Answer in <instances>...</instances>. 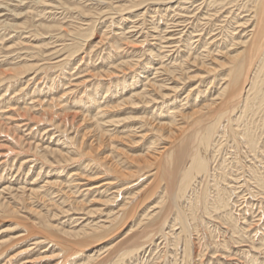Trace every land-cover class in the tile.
<instances>
[{"label": "bare ground", "instance_id": "1", "mask_svg": "<svg viewBox=\"0 0 264 264\" xmlns=\"http://www.w3.org/2000/svg\"><path fill=\"white\" fill-rule=\"evenodd\" d=\"M53 1H52V3H53ZM115 1H117V0H115ZM149 1H153V0H149ZM149 1H147V2H149ZM156 1H159V0H156ZM169 1H171V2H169ZM205 1L207 3V0H205ZM210 1H213V3H215L214 0H210ZM234 1H236V0H233V2ZM251 1L254 3V6L251 8V11L249 10L250 11V15H249L250 17L248 16V19L243 20L244 16H242V17L238 16L240 14L239 13L240 11L238 12L239 14H235L236 16H234L233 18H234V23L236 25L232 30H230V28H228L226 34L225 33L222 34L223 35V37L221 36L222 39L224 38L225 35L227 36V38H225L223 41L222 40L219 41L222 44L219 45V46H221L220 48H217V49H219L217 52H215L213 49L211 51H208L205 49L206 52L208 51V54L205 55V54H202L203 52H198V50H199V48H197L198 46L197 47L194 46L196 49L192 46L196 50L194 52L199 53V54L193 55L194 52L191 48V44L189 43V39H190L189 35L191 33L193 34V29H192V31H189L190 30L189 29L188 33L183 31V33L184 34L186 33L187 36L184 39L182 38L183 39L182 40L181 37H183V33H182V35L180 34L181 36H179V34H178V36L174 37L173 31H177V30H174V28H173V30H170V29H172L171 28L172 26L170 27V29L168 27H163V28L159 27L160 29H158V28L153 26V22H152V18H151V19H149L151 22L149 21V23H148L151 25V26L149 25V28H148L149 34L146 35L143 33L145 37L150 36V37H152V40H153V41L150 40L152 42V43L150 42L152 44V47H148L146 50L143 51L147 56V60L145 61V63L142 64V60L138 59L139 56L135 61L134 60H128V58L122 59L124 56L123 52L125 49H121L122 48L121 43L125 42L126 46L127 45L131 46L133 43L140 45V46H143V45H146L145 42H148L147 38L145 39L144 37H143L144 39H141L139 41L140 34L135 36L136 34H138L135 32L136 31L138 32L139 27H141L142 24H141V22L139 23L138 26L134 23L131 24L132 20L129 17L128 19H130L131 22L127 25L128 26L133 25V24L134 25L131 28H129L128 32H126L127 26L126 25H125L126 27L122 26L123 24H126V23L122 22L123 24H121V26L119 25V23L121 22V20H120V21H118V26H120V27H118L116 24L115 26H117L116 27L117 29H115L113 31L114 34L117 35L116 36L117 39L114 40L115 37H113L114 39H112L110 36L106 37L105 41L108 42V44L110 45V48L108 47V49H110V50L109 51L107 50L108 54H107V51L104 49L106 51V53L103 55V53L100 51V48H99V51H100L99 55H101L100 58L102 59V62H103L99 67H97L96 63L90 61L91 52L88 51V49L86 50L85 54H86L87 59H89V60L88 61L85 60V62H83L84 57H82L81 60H79V61L83 62V65L85 63V65H86L85 67H87V69L91 67V70L86 71L83 68V65H81L82 63L76 64L77 59L74 62H72L71 59L75 55V54H73V52L76 50L74 48L75 50L72 52V54H73L72 57H70L71 56L70 54L66 55V57H65V55H64L65 53H64L63 54L64 60L56 61V62L53 61L55 64L58 65V67H61V69L63 70L62 75L58 74L59 77L62 76V77L58 78V80L61 79L60 80L61 82L55 81V79H53L52 78L53 76H52L51 77L52 79L48 77L50 81L48 80L46 83L45 82L41 83L42 81L41 82L37 81L35 76H34L31 79L27 78V79H29V80H27V85H22L21 83H19L20 81L17 84H13V86L10 87V88H12L10 90V91H12V93H10L8 95V97H7L8 88H7V91H5V90H4L5 92L3 91L4 94L0 93V94H2V95H0V99H2L0 101V114L2 113L1 114L2 116L0 115V133H3V134L6 133L8 135L9 134L12 135V139H10L11 142H8V143L6 141H4L6 143L1 142V144H0V157L6 155L5 154L6 152H4L5 149L15 151V148L17 149L18 147H20L18 145H21V144L24 146H27L28 149L33 152V155L30 153L32 156L29 159L23 160L20 164H18V166H14V165L11 166L7 174H9L13 171V175L11 177H14V174H17L18 172L22 171L24 173H27L26 176L28 177L31 174L30 170L35 166L34 162L35 161L37 162L39 159L46 162V164L47 163L52 164V165L57 164L54 167H56V170L59 171V173L61 171L60 174H62V175H63V173H65V170L67 171V173H65L66 175L64 174L66 176L64 179H62V178H61V180L57 179V178L63 177L62 175L61 176L59 175L60 177H57L56 179H53V178L51 179V177H50L49 179H45L44 180L45 183H42V185H38L39 183L41 184L40 181L38 184H36V181H38V179H39L37 177L39 175L44 176L43 173L45 171H43L42 166L40 167V170L38 171V173H36L38 176L36 177L35 180H32L31 178H29L32 180V182H30L29 184H26L27 178L24 179L22 184H20L21 182L16 183L14 181L15 180L14 178L9 180V182H4L5 180H3V179H2L3 181L2 180L0 181V222L4 219H8V218H16V220H18V218H20L19 220H22L21 221L22 223L20 222L21 223L20 225H18L17 223L16 224L12 223V224H9V226H7V227L0 228V261H1V258L3 256H6L7 258H9L8 260L7 259L6 260L7 261L10 260L9 261L10 263L8 262L9 264H51L53 262V260L55 261L57 258H60V257H63L62 258L63 260L61 261V263L65 262L64 264H68L69 262L71 263L72 260L74 262L77 261L75 264H77V263H79V264H82V263L83 264H96L97 260L100 261L99 263H101V264H126V263L127 264H191V262L195 259V257H198V256H195L196 254L194 255V253L197 252L195 247H194V242H193L194 235L197 232L198 233L200 232L201 234L206 233L202 230L203 226L199 225V223H198L199 220H201V222H203L206 219H209L207 215H209V217L215 219V224H216L215 226L206 227L207 230H210L209 232L211 234L213 233V235H214V233H216L217 231L222 229V228L221 229L219 228V226H221V224H224L226 226L229 225L233 230H240V225H238L236 220H240L241 218L237 217V215H236V211H235L236 209L234 208V206L236 207L235 199L233 198V195L235 194L236 189L234 190V187L232 188L229 186L230 182H237V180L235 179L237 177H232L231 180L228 181L229 170L233 168L230 165H228L230 163V160L226 159L228 156L224 157L225 159L223 158V156H225V155L222 156L224 164H222L221 168L223 170H225L227 166H230V167H228V170L226 173L225 171L222 172V170H219L220 164L217 163L218 161L216 162L217 164L214 165L215 158L219 157V156H217L218 154L216 155L214 153H211L210 149H213L212 152H215L214 150L216 148L218 149V146L220 148L221 145L226 140L229 141V143H230V141L233 142V144L235 145V148H236V149L234 148L236 150V153H238L237 152L238 147H243L244 144H249L248 146H250L251 148L252 147L255 148L260 143L259 130H261V132L264 133V0H251ZM20 2H21V4L24 3L23 0H20L19 3ZM39 2H41L42 6L44 5V3H46L45 0L44 1L39 0ZM198 2H196V3H198ZM217 2H218V0H217ZM247 2L249 3V0ZM247 2H246V4H248ZM56 3H57V7H58L59 2L56 1ZM105 3H106V1H105ZM134 3H133V5H135V6H133V7H135V8L137 6H141L142 4H144V3H142L140 5V2H139V5L136 6V4H134ZM156 3H158V2H156ZM161 3H160V5L162 6ZM170 3L174 4V2H172V0H168L166 5L167 4L170 5ZM226 3H228V0ZM226 3H224V4H226ZM1 4H0V12L3 9L4 10L8 9V6H6L8 4H6V5H1ZM146 4H148V3H146ZM176 4L173 6H176ZM236 4L238 5L239 2H237ZM169 5H167V6H169ZM192 5H194V4H192ZM202 5H203V2L201 4H199V8ZM220 5H221V2H220ZM16 6H18V5H16ZM154 6H156V5H154ZM173 6H172V8H173L172 10L176 11L175 13H177V11H179L180 9L174 10L175 8ZM195 6H197V5H195ZM222 6H223V4H222ZM241 6L243 7V4ZM105 7H106V5H105ZM183 7H185L184 3L182 4V8ZM209 7H210V5H209ZM245 7H246V5H245ZM43 8H44V6H43ZM107 8H108V6H107ZM165 8H166V6H165ZM64 9H66V7ZM141 9H139V10H141ZM145 9L146 10L145 11L143 10L142 15L147 14L149 12L148 9H150V8L146 7ZM188 9L190 10V8H188ZM208 9H207V11H208ZM8 11H10V9H8ZM137 12H139L138 9H137ZM140 12L138 13L139 15H140ZM158 12H159V10H158ZM162 12H164V11H162ZM25 13H27V11ZM48 13H49V11H48ZM50 13L52 14L51 11H50ZM79 13L80 12H78V14ZM149 13L151 14V12H149ZM178 13L175 15H178ZM182 13H183V11H182ZM212 13L215 14L214 12H212ZM82 14H83V11H82ZM109 14L111 15V13H109ZM200 14H203V13H200ZM206 14L209 15L206 12L205 14H203V16L206 17L207 16ZM20 15H21V13H15V18H16V16H20ZM23 15H25V14H23ZM134 15H135V13H133V16ZM159 15L160 14H158V16ZM162 15H164V14H161V16ZM183 15H184V13H183ZM183 15H182V17H183ZM187 15H189V14H187ZM233 15L234 14L232 13L231 16H233ZM4 16H2V17H4ZM54 16H56V15H54ZM87 16H89V15H87ZM133 16H132V18L135 19V16L134 17ZM226 16H227V14H226ZM245 16H246V14H245ZM81 17L84 18V16H81ZM182 17L179 18V20L177 19L176 20L177 22L172 21L174 23V27H176V26L179 27L182 24V23H180V19H182ZM137 18H138V16H137ZM156 18L154 17L153 20H156ZM183 18H187V17H183ZM200 18H203V17H200ZM211 18H209V19L207 18V19L210 20ZM220 18H222V17H220ZM230 18L232 19V17H230ZM169 19H170V17H169ZM212 19H215V18H212ZM110 20H112V19H110ZM113 20L112 21L115 24V19H113ZM137 20H140V19H137ZM157 20H159V19H157ZM160 20H163L162 23L166 25V22H165V21H167L166 16L161 17ZM186 20H184V21H186ZM25 21H26V19H25ZM112 21H110V22H112ZM144 21H142L143 25H144ZM147 21H148V19H147ZM170 21H168V22H170ZM203 21H205V20H203ZM76 22H78V21H76ZM182 22H183V20H182ZM197 22H200V21L197 20ZM226 22H225V26L227 28L228 25H226L227 24ZM113 23H112V25H113ZM214 23L215 22H213V24ZM0 24L2 26L7 27V28H14L15 27V24L10 22L9 20L7 21V19L6 20L0 19ZM159 24L161 25L160 22H159ZM189 24H190V22H189ZM147 25H146V27H147ZM206 25H204V26H206ZM220 25H222V24H220ZM229 25H230L229 27H233V22H232V24H229ZM38 26H41L43 28L45 26V28H47L48 30H50L49 28H54V27L43 25L42 23L36 24L37 28H38ZM193 26H195V25H193ZM213 26H216V25L214 24ZM103 27H105V26H103ZM144 28H142V29L144 30ZM88 29H90V28H88ZM200 29H201V27H200ZM80 30H81V28H80ZM83 30H87V29L84 28ZM145 30H147V29H145ZM182 30H183V28H182ZM212 30H214V29H212ZM212 30L209 32H212ZM245 30H246V32L243 33ZM225 31H226V29H225ZM68 32H66V35H68L67 34ZM70 32L72 33V31H70ZM78 32H80V31H78ZM220 32H223V31H220ZM126 33H131V35L129 34L130 36L128 35L129 37H127V35H125ZM74 34H75V32H74ZM76 34H77V32H76ZM76 34L74 36H76ZM66 35L63 34L62 38H65L64 36H66ZM206 35H208V34L206 33ZM220 35H221V33H220ZM9 36L10 35H8V37ZM91 36H92V34L90 35V37ZM198 36H199V34H198ZM201 37H203V36H201ZM80 38L82 39V37H80ZM57 39H58V41L61 40V39L59 40V38H57ZM203 39H204V37H203ZM12 40H13V38H12ZM19 40H21V39H19ZM74 40L69 39V41H74ZM121 40H122V42H121ZM206 40H208V39H206ZM210 40H211V38H210ZM217 40H219V39H217ZM105 41H103V42L105 43ZM197 41H198V43L200 42V44H198V45H200L201 47L206 46L207 42L200 41V39H197ZM15 42H16V40H15ZM15 42H14V44H15ZM21 42H22V40H21ZM61 42H58V43H61ZM100 42H102V41H100ZM119 42H121V43H119ZM11 43H9V44H11ZM194 43H197V42H194ZM65 44H67V43H65ZM79 44H81V43H79ZM189 44H190V53L188 52ZM54 45H55V41H54ZM194 45H197V44H194ZM17 46H19V45H17ZM73 47H71V48H73ZM131 47L135 48V46H131ZM179 47L182 49L181 53H180V51H177V49ZM208 47H211V46H208ZM212 47H213V45H212ZM34 48H38V47H33L32 49L34 50ZM125 48H127V47H125ZM1 49L2 48H0V50ZM16 49H18V48H16ZM38 49L41 50V48H38ZM48 49H51V48H48ZM52 49H53V47H52ZM52 49H51V51H49L50 53L53 51ZM91 49H94V48H91ZM43 50H44V48H43ZM58 50H55V53L59 52ZM63 50H64V48H63ZM139 50H141V48ZM12 51H13V49H12ZM175 51L179 52L180 54L177 53L175 56V53H176ZM9 52H10V50H9ZM38 52H40V51H38ZM125 52H127V51H125ZM132 52H133V50H132ZM135 52H133V53H135ZM76 53H78V52L76 51ZM130 53H131V51H130ZM11 54H12V52H11ZM30 54H32V53H30ZM47 54H48V52H47ZM40 55H42V54L40 53ZM0 56H2V52H1ZM17 56L19 57V55H17ZM28 56H29V54H28ZM6 57H8V56H6ZM44 57H45L44 55H42L41 57L39 56L41 61L43 59H45ZM59 58H61V57H59ZM114 58L116 60H114ZM219 58L220 59L223 58V60H220ZM56 59L59 60L58 58H56ZM117 59H120V60L117 61ZM2 60H4V59H2ZM11 60H13V58ZM22 60H23V58H22ZM32 61H30V62L27 61V62H25V64L22 63L23 65L20 63L22 66L14 67V69L12 70V74L18 73L17 74L18 78L20 76L21 77L20 79H25L24 77L26 74H28V73L32 74L33 71L35 73H37L38 71L40 72V71H42L43 67H45L47 65V64L45 65V63H44V65L40 64L41 61L31 63ZM45 61L46 60H44V62ZM3 62H5V61H3ZM61 62H63V63H61ZM10 63H11V61H10ZM109 64H111V65H109ZM8 65L10 66L11 64L8 63ZM49 66H52V65H49ZM62 66H63V68H62ZM4 67H6V65ZM54 67L56 68V65ZM194 67H195V69H192ZM55 70H57V69H55ZM126 70L127 71L129 70L131 72L127 73ZM192 70H193V72H194V70L195 71L198 70V74L197 75H194V74L190 75V72ZM8 71H7V69L0 70V82L5 81L4 79H7V78H9L8 76H11V75H8V74H10V72H8ZM49 71H50V69H49ZM51 71H53V70H51ZM60 72H61V70H60ZM47 73L49 74V72H47ZM53 73H54V71H53ZM53 73L51 75H54ZM89 73H91V75L95 79L100 80V82L103 81V86L105 88V92L103 91L104 92L103 95L101 92V98L97 97L96 94H94L95 96L92 95L93 92H91L92 90L90 89V87L88 85L86 86V90H84V91L82 90V88L84 89V85H85L84 83L87 84L88 80H86V79L85 80H79V79L83 78L84 76H86ZM120 73L124 74V75H122V77H120V75H119ZM31 74H30V76H33ZM48 74H46V75H48ZM126 74H130L131 76L130 77L128 76L129 78H127ZM222 75H224V77H221ZM205 76L206 77L208 76V79L211 78V80H209V81L205 80V82H203V83L201 82L199 84V85L202 84L201 86L194 85V82L196 83V81H195L196 78L200 79V77H205ZM27 77H28V75H27ZM206 77H205V79H206ZM62 78H64V79H62ZM89 78H91V77H89ZM199 79H197V80H199ZM220 79L223 82V84L221 83L222 85L220 87H218V92L216 94L215 90H217V88L215 87L214 92H212L211 88L213 87L215 80H220ZM40 80H42V79H40ZM192 81H194V82L192 83ZM201 81H203V80H201ZM13 82H15V81H13ZM209 82H211L210 86L207 87L206 89H204V86H205L204 84L209 83ZM94 83L96 85V82H94ZM137 83L142 84V86H141L142 89L137 90L138 86H136L137 88L135 89V84H137ZM174 83H177L176 85H178V83H180L181 85L185 84V83H190L188 85V87H190L189 89L186 87L187 85L185 86L188 90L183 86L185 88L184 90H187L186 95H185L186 98H184V99L180 98L181 100L175 101L174 98H176V96L178 95L179 92L181 93V90L183 89V87L182 86L178 87L179 85L174 86L173 85ZM23 84H25V83H23ZM89 84L91 86L92 83L90 82ZM215 84H214V86H215ZM119 86L122 87L123 91H120V90H122L121 88H120V90L116 89ZM18 87H20V88H18ZM127 87H129L130 89H135V90L131 91V93L128 94V92H127L128 90L126 89ZM4 88L6 89V87H4ZM125 91H126V93H125ZM79 92H83L81 96L79 95L80 94ZM87 94H89V95H87ZM196 94H197V96H196ZM10 95H11V97H10ZM19 95L21 98L14 99L15 97H17ZM97 95L99 96V93ZM156 95L159 96L162 99L161 101H164V102H158V97L157 98L154 97ZM70 96H72V97H70ZM88 96L90 99L88 98ZM194 96H196L198 98L200 97L201 102L194 105L195 104L194 99L192 100L193 102L190 101V98H192ZM86 98L89 99V101L88 100L87 101L89 104H91L90 105L91 107L87 108V105H83L82 101H85ZM108 98H109V100H108ZM3 99L5 101H3ZM27 100H30V102H26ZM179 101H181V102L185 101V102H183L182 104L180 102V104H179ZM189 101L191 103V105L189 107L190 110H188L187 112H183L182 109L180 108V106H182L183 108H186L185 106H187ZM170 102H171V104H169ZM175 102H178V105L177 104L175 105L174 104ZM28 103H37L34 106L39 107L38 108L39 110L37 113H38V115H40V117L39 116L33 117L35 120H38L42 123L45 122V120H46V122H48V124H50L49 127L53 126L57 131H60V133L62 134L60 136H66L65 137L66 140L70 134L73 136V137H71V135H70V137H68L70 142H71V143L67 142L69 144V146L67 144V146L58 147L61 145L57 144L56 145L57 147L54 146V148H51V147H53V146H51L52 145L51 144L50 145L51 147L49 146L50 148L46 147V146L43 147L42 143L44 141L42 143H40L41 141H39V143H25L24 141H22L21 136L16 135V132H14V131H16L15 128L18 126L19 127L21 126V125H19L20 123L18 124V119L20 117H21V119L22 118L24 119L27 115H29V116L32 115V114H30L31 111L35 112V110H32L33 106L31 108L30 107L23 108ZM156 103H157V105H156ZM143 105H145V107H147V113L152 115L151 117L144 116L145 112L142 115H139V114H141L140 112H139V114H131L130 113V112H135L137 109H139V111H140V108ZM84 107L87 108V110H85ZM187 108H188V106H187ZM141 110H143V109H141ZM137 112H138V110H137ZM120 113H124V116H120V115H122ZM261 113H262V115H261ZM258 115H260V117H257ZM258 118H260V119H258ZM12 120L16 121V123L18 125H16L15 128L11 129V126L6 125L7 124L6 122L9 123ZM138 120H139V123H140V121H142V126L140 124V126L138 127L139 129L137 128V125H138L137 121ZM38 121H36V122H38ZM35 123H34V125H35ZM43 125H45V124H43ZM4 127H6V128H4ZM23 127H25V126H23ZM31 127H32V125H31ZM145 129H147L148 131L144 132ZM39 130H41V129H39ZM73 131H74V134H72ZM51 132H49V133H51ZM45 133H47V132H45ZM45 133L43 132L42 134L45 135ZM49 133H47V134H49ZM151 133H155L154 135H156V134L158 135V136L156 135V137L154 135L153 136L156 138V141H159V144H161L160 148L159 147L153 148V146H150L149 143L151 141V139H150V137H151L150 135H152ZM3 134H2V136H3ZM6 134H4V136H6ZM18 134H19V132H18ZM28 134H30L29 131H28ZM31 135H33V133ZM38 136H39V133H38ZM45 136H43V138ZM222 136L226 140H224V142L221 144V142L217 138L221 139ZM1 138H4V137H1ZM35 140H36V137H35ZM57 140H55V142L60 141V140H58V141ZM152 141L154 142V139ZM29 142H31V141L29 140ZM118 142L119 143L121 142V146L116 145ZM47 143H48V141H47ZM147 144H149V145H147ZM122 146H125V147H122ZM126 147H128V149H130V150L128 151V149H126ZM223 147H221V149ZM132 148L135 149V151L134 150L132 151L131 150ZM143 148L145 149V151L142 150ZM22 149H23V147H22ZM102 149H104V151H102ZM232 149H233V147H232ZM139 150H141V152L136 153V151H139ZM30 151H28V152H30ZM131 151H132V153H129ZM222 151H224V150H222ZM15 153L18 154L19 152L15 151ZM96 153L98 154V156H96ZM215 153H217V152H215ZM227 153H229V152H227ZM233 153H232V155H233ZM83 155L87 156L86 161L81 160L80 157H83ZM33 156H35V157H33ZM167 157L175 160L176 163H174V162L173 163L175 164L174 166L176 168L171 169L170 172H172V170H173V173H169V171H168V174L166 176V173H165L166 169L163 167V162L165 163V165H167L166 161H164V160H167ZM244 157H245V155H244ZM251 157H252V155H251ZM187 158H188V160L185 161ZM91 159H93V160L95 159L97 164L91 162ZM235 159L237 160L238 158H235ZM78 160H80V161H78ZM74 161H78V163L82 161L83 164H80L78 168H77V166L72 167L71 165L73 164ZM171 161H169V162H171ZM0 162L2 163V161H0ZM28 163H32V165L30 166V168L27 166L29 168V171L25 172V168H26V165ZM248 163H249V161H248ZM231 164H233V159H232ZM142 165H146V166L147 165H150V166L153 165V166H155L154 170L152 169L154 171V173L150 174V176H152V180H154V178H156L157 175H158V179L162 182L163 181L167 182L168 180L171 181L173 179L171 190L165 189V191H162L164 189L163 188L161 190L162 193L159 194L156 197V199L154 200L155 204L152 206L151 212H148V213L144 212V216H143L142 220H148V221L143 226H142V221L138 220V223L132 222L133 214H134L133 210H135V209H134V207H132V209L129 207L130 203H132L136 199L138 200L141 195H143L145 193L147 194L148 193L147 191H152V188L154 187V186L153 187L151 186L152 185L151 179H149L150 181L147 182L145 185L139 187L140 186L139 185L140 177L138 178V176H137L138 171H135L136 170L135 168H137L138 166H142ZM73 166H75V165H73ZM235 166H237V165H235ZM58 167H60V168H58ZM142 167H144V166H142ZM241 167L242 166H239V169H241ZM246 167L248 168L249 171H251L252 174H250V175H251V177L253 176L256 183H258L259 186H264V179L260 176L261 173L259 175V172H261V171L257 172V168L254 167L253 165H250V166L246 165ZM45 170H46V168H45ZM84 170L88 171L87 172L88 174L82 173V171H84ZM143 170L144 169H142V171ZM241 170H243V169H241ZM3 172L1 174V170H0V175H3ZM108 172H110L109 174H112L110 176H113V179H116V180H120L122 178L126 179L127 177H131V176H133V178H134L135 175L137 176L136 179L137 178L138 179L137 180L135 179L136 180L135 183L133 182V184L131 183V185H129V186L128 185L123 186V184H122L123 182L121 183L122 185H119L120 183L117 184L118 182L116 180L102 179V174L108 175ZM233 172H234V170H233ZM245 172H243V173H245ZM89 173H93L94 176L93 175L90 176ZM142 174L144 175V173H142ZM220 174H221V176H219ZM54 175H53V177H54ZM50 176H52V174ZM57 176H58V174H57ZM167 177H169V178H167ZM1 178H2V176H1ZM5 179H8V178H5ZM100 179H102V180L99 181ZM240 179H241V177H240ZM254 179H253V181H254ZM12 180L14 181V183ZM120 181H122V180H120ZM2 182H4V183H2ZM17 182H19V181H17ZM232 184H234V183H232ZM46 186L47 187L50 186L52 188L58 187V189H59L58 192L60 193L58 195H59L60 199L56 200L52 197H49L48 195H45L46 193L44 191L47 188ZM200 187H201V189H200ZM132 188L137 189V190L135 192L132 191L134 193L130 194L129 196H127V194L123 196V194H125V191L128 192V190H129V192H130V189H132ZM156 188H157V184H156ZM198 188H199V190H197ZM261 189H262V187H261ZM49 190H51V189H49ZM53 190H54V188H53ZM57 190H56V193H57ZM51 191H49V192L51 193ZM53 194L54 193H52V195ZM244 194H245V192H244ZM156 195H157V193H156ZM255 195H256V193H255ZM89 196H91V198L87 199V198H89ZM55 197L57 198V196H55ZM119 198H120L121 202H118ZM152 199H150V200H152ZM146 200H148V198ZM262 202L260 200L259 204ZM255 203L257 204V202H255ZM259 204H257V205H259ZM239 205H240V203H239ZM239 205H238V207H239ZM244 206H246V205H244ZM251 206L252 205H250V208H251ZM156 208H158L159 210ZM263 209H264V207H263ZM249 213H248V215H250ZM260 213H262V211ZM263 215H264V212H263ZM244 217H245V215H244ZM261 217H262V215H261ZM36 219H37V221L39 220V222H37ZM63 219H65L64 222H63ZM250 220L251 219H249V221ZM246 222L247 221H245V223ZM259 222H258V224H259ZM78 223H81V224H78ZM242 223L244 224V222H242ZM76 224H78V225H76ZM207 225H208V223L206 224V226ZM245 225L247 226V224H245ZM200 226H202V229L200 228ZM261 226H262V223H261L260 227ZM20 227L24 229L23 230L24 232H22V233L21 232L20 233L15 232V230H18L17 228H20ZM176 227H178L177 231H175ZM241 227H243V226H241ZM248 228H247V230H248ZM257 229H258V227H257ZM259 229H261V228H259ZM20 231H21V229H20ZM253 231H254V229H253ZM222 232H223V230H222ZM241 232H242V230H240V233ZM6 233L7 234L12 233V235H9L8 238H3L4 234H6ZM226 233H227V231H226ZM242 233L244 234V232H242ZM237 234H238V232H237ZM259 234H260L259 237L262 238L261 233H259ZM128 235H130V236H128ZM245 235H246V233H245ZM239 236L240 235H238L237 237H239ZM115 237H117L116 239H118L119 237H122V238H120L118 241H116L112 245V242L114 241ZM206 237L208 238V235ZM211 237L212 236H210L209 238H211ZM225 237H228V236L225 235ZM263 237H264V235H263ZM200 239H202V238L200 237ZM214 239H215V237H214ZM221 239H223V238H221ZM228 239H229V237H228ZM32 240H35V241L33 242ZM157 240H163V242H165L164 245H167V247L170 246L171 250H169L167 248L165 250H163V248H160L161 241L158 243ZM194 240H197V238ZM28 241L30 243L32 241L33 242L32 245H34L35 247L34 246L33 247L28 246L26 248H23V246H22L23 249L18 250V248H17V250H12L14 248L16 249V246H18L19 243L23 244V243L28 242ZM213 242H214V240H213ZM257 242H258V240H257ZM50 243L52 244V247H53L52 249L49 246ZM233 243H234V241H233ZM259 243H260V241H259ZM44 244H46V245L48 244V246H49V248L46 247L45 250L42 251V252H45L46 255L40 256V258L31 256L33 254V252L35 251L34 249L36 247H43ZM109 244H110V246H108ZM214 244H216V243L214 242ZM220 244L222 246L226 247L228 243L226 241H222V242H220ZM260 244L263 246L264 243L262 244V242H261ZM257 245H258V243H257ZM257 245H255V247H254L255 249H256ZM101 247H103V248L106 247V249H104L102 252H100ZM210 247H211V245H210ZM237 247H239V246L237 245ZM111 248H113L114 252L113 251H112V253L110 252L112 257H110V255L108 254L109 255V258H108L106 255L107 253L105 254L104 252L105 251L107 252V250L110 251ZM37 249L39 250V248H37ZM240 249H241V247H240ZM260 250H261V247H260L259 251ZM198 252L200 253L201 251L198 250ZM198 252H197V254H198ZM247 252H249V251H247ZM254 252H253V254H254ZM48 253H49V255H48ZM103 253H104V255H106L104 257V259L100 258V256ZM157 253H159V256L156 255ZM235 254H236V252H235ZM261 254L262 253H260V255ZM68 255L70 257L68 259L65 258L66 256L68 257ZM200 255H202V253ZM250 255H252V253ZM256 256H258V255H256ZM158 257H160V259H158V260H161V261L156 260V258H158ZM201 257L203 258L205 256H201ZM213 257H216V256L213 255ZM224 257L226 258V256L222 255L221 258L223 259ZM64 258L66 259L65 261H64ZM229 258H226L225 261H227V259H229ZM43 259H46V260L42 263ZM99 259H101V260H99ZM257 260H258V258H257ZM222 261L224 262V259ZM253 261H255V260L253 259ZM55 262L56 263H53V264H59L58 261H55ZM8 263H6V264H8ZM207 263H209V262H207ZM212 263L215 264L214 262H212ZM233 263L236 264L238 262H236V263L233 262ZM247 263H251V262L249 261ZM255 263H256V261H255ZM201 264H202V260H201ZM224 264H225V262H224ZM227 264H231L230 261H228ZM238 264H240V263H238ZM259 264H262V263H259Z\"/></svg>", "mask_w": 264, "mask_h": 264}, {"label": "rangeland", "instance_id": "2", "mask_svg": "<svg viewBox=\"0 0 264 264\" xmlns=\"http://www.w3.org/2000/svg\"><path fill=\"white\" fill-rule=\"evenodd\" d=\"M16 1V2H15ZM19 1L20 0H0V4L1 5H6V4H8V5H6V6H8V9H10V11H8V9H6V10H2L1 12H0V19L1 20H3V19H7V21L9 20L10 22H12L13 24H15V27L14 28H7V27H5V26H2L1 24H0V48H2L1 50H0V55H1V52H2V56H0V70H5V69H7V71L8 72H10V74H8V75H11V76H8L9 78H7V79H4L5 81H3V82H0V84L2 85H0L1 87H0V93H2V94H4V92L5 91H7V88H8V92H7V97H8V95L10 94V93H12V91H10L12 88H10V87H12L13 86V84H17L19 81V83H21L22 85H27V80H29V79H31L32 77H34L35 76V78H36V80L37 81H42L41 83H43V82H47L48 80H49V78H51L52 76V78L53 79H55V81H60V80H58V78H60V77H62V76H58V74L59 75H62V73H63V70L61 69V67H58V65L57 64H55L54 62H56V61H62V60H64L63 58H64V56H63V54L65 55V57H66V55H68V54H70L71 56L70 57H72V55L73 54H75L74 55V57L71 59V61L72 62H74L76 59H77V61H76V64H81V65H83V62H85V60H89V59H87V57H86V54H85V52H86V50L88 49V51H90L91 52V59H90V61H92V62H94V63H96L97 64V67H99L103 62H102V59L100 58V56L101 55H99V53H100V51L103 53V55L106 53V51L108 50H110V49H108V47L110 48V45L108 44V42H106L105 41V39H106V37L107 36H110L112 39H114L113 37H115V39L114 40H116L117 38H116V36L117 35H115L114 34V30L115 29H117L116 27L118 26V21H120L121 20V22L119 23V25L121 26V24H123V23H126V24H123L122 26L123 27H126V32H128V30H129V28H131L134 24H136L137 26L139 25V23L141 22V27H139V30H138V32L136 31L135 33H138V34H136L135 36H137V35H139L140 34V36H139V41L141 40V39H146L147 38V41L148 42H145L146 43V45H143V46H140V45H137V44H135V43H133L131 46H135V48L134 47H131V46H129V45H127L126 46V44H125V42L124 43H121L122 42V40H121V42H119V43H121L122 44V48L121 49H125L124 50V52H123V58L122 59H127L128 58V60H136L137 58H138V56H139V58L138 59H140V60H142V64H144L145 63V61L147 60V56H146V54L143 52L144 50H146L148 47H152V42L151 41H153L152 40V37H145L144 36V34H149V31H148V28H149V25L150 24H148L149 23V19H151L152 18V22H153V26L154 27H156V28H158V29H160V28H163V27H168L169 29H170V27L172 28V29H170V30H173V28H174V30H177V31H173V33H174V37L175 36H178V34H179V36H181L182 35V33H183V31H185V32H187L188 33V30L189 31H192V29H193V34L191 33L189 36H190V39H189V43L191 44V48H192V50H193V52L194 51H196L195 49V47H197V48H199V50H198V52H203L202 54H205V55H207L208 54V51H211L212 49L215 51V52H217L219 49H217V48H220L221 46H219V45H221L222 43L221 42H219V41H223L225 38H227V36L225 37L224 36V38L222 39L221 38V36L223 37V35L222 34H226V32H227V29L228 28H230V30H232L234 27H235V23H234V16H236L235 14H239L238 16H244L243 17V20L244 19H248V16L250 15V11H251V8L254 6V3L251 1V0H249V3L247 2L248 0H236V1H234L233 2V0L231 1V0H228V3H226L227 2V0H218V2H217V0H214V2L215 3H213V1H210V0H207V3H206V1L205 0H172V2H174V4L173 3H170V5L169 4H167V5H169V6H167L166 5V3L168 2V0L166 1V0H159V1H156V0H153V1H149V0H117V1H115V0H105L106 1V3H105V1L104 0H45L46 1V3H44V8H43V6L41 5V2H39V0L37 1H35V0H23V4H21V2L19 3ZM44 1V0H43ZM51 1V2H50ZM52 1H53V3H52ZM56 1H58L59 2V6L57 7V3H56ZM131 1V2H130ZM135 3H134V2ZM143 1V2H142ZM147 1H149V2H147ZM165 1V2H164ZM192 1V2H191ZM205 1V2H204ZM210 1V2H209ZM223 1V2H222ZM251 1V2H250ZM55 2V3H54ZM110 2V3H109ZM139 2H140V5L142 4V3H144V4H142L141 6H137V5H139ZM154 2V3H153ZM156 2H158V3H156ZM162 2V3H161ZM169 2H171V1H169ZM196 2H198V3H196ZM203 2V7L201 6L200 8H199V4H201ZM212 2V3H211ZM220 2H221V5H220ZM231 2V3H230ZM237 2H239V4L237 5L236 3ZM242 2V3H241ZM245 2V3H244ZM246 2L248 3V4H246ZM48 3V4H47ZM99 3V4H98ZM133 3L134 4H136V6L138 7H133V6H135V5H133ZM146 3H148V4H146ZM152 3V4H151ZM156 3V4H155ZM160 3L162 4V6L160 5ZM177 3V4H176ZM179 3V4H178ZM185 4V7H183L182 8V4ZM194 4V5H192V4ZM210 3V4H209ZM224 3H226V4H224ZM230 3V4H229ZM241 3V4H240ZM33 4V5H32ZM109 4V5H108ZM113 4V5H112ZM176 4V6H173V5H175ZM181 4V5H180ZM188 4V5H187ZM213 4V5H212ZM222 4H223V6H222ZM235 4V5H234ZM243 4V7L241 6ZM251 4V5H250ZM16 5H18V6H16ZM48 5V6H47ZM105 5H106V7H105ZM118 5V6H117ZM151 5V6H150ZM154 5H156V6H154ZM192 5V6H191ZM195 5H197V6H195ZM207 7H206V6ZM209 5H210V7H209ZM218 7H216V6ZM227 5V6H226ZM245 5H246V7H245ZM41 6V7H40ZM48 8H47V7ZM107 6H108V8H107ZM117 6V7H116ZM165 6H166V8H165ZM172 6L175 8L174 10H179V11H177V13H178V15H175V14H177V13H175L176 11H173L172 9ZM179 6V7H178ZM184 6V5H183ZM229 6V7H228ZM232 6V7H231ZM234 6V7H233ZM239 6V7H238ZM39 7V8H38ZM66 7V9H64ZM111 7V8H110ZM115 7V8H114ZM129 7V8H128ZM150 8V9H148V11L149 12H151V14L148 12L147 14H145V15H142L143 14V10L145 11L146 9L145 8ZM159 7V8H158ZM177 7V8H176ZM199 9H198V8ZM248 7V8H247ZM110 8V9H109ZM113 8V9H112ZM142 8V9H141ZM154 8V9H153ZM188 8H190V10L188 9ZM192 8V9H191ZM209 8V9H208ZM211 8V9H210ZM214 8V9H213ZM216 8V9H215ZM224 10H223V9ZM229 8V9H228ZM238 8V9H237ZM242 10H241V9ZM23 9V10H22ZM52 9V10H51ZM107 9V10H106ZM112 9V10H111ZM132 9V10H131ZM137 9H138V11L140 12L141 10V12H140V15L138 14L139 12H137ZM139 9H141V10H139ZM153 9V10H152ZM163 9V10H162ZM183 9V10H182ZM186 9V10H185ZM207 9H208V11H207ZM232 9V10H231ZM235 9V10H234ZM238 11H237V10ZM27 11V13H25L26 11ZM118 10V11H117ZM120 10V11H119ZM126 12H125V11ZM128 10V11H127ZM151 10V11H150ZM158 10H159V12H158ZM206 10V11H205ZM244 10V11H243ZM250 10V11H249ZM48 11H49V13H48ZM50 11L52 12V14L50 13ZM80 12L79 14H78V12ZM82 11H83V14H82ZM106 11V12H105ZM132 11V12H131ZM134 11V12H133ZM157 11V12H156ZM162 11H164V12H162ZM168 13H166V12ZM182 11H183V13H184V15H183V13H182ZM186 11V12H185ZM196 11V12H195ZM201 11V12H200ZM210 11V12H209ZM216 11V12H215ZM219 11V12H218ZM232 11V12H231ZM237 13H236V12ZM240 11V12H239ZM8 12V13H7ZM118 12V13H117ZM124 12V13H123ZM131 12V13H130ZM156 12V13H155ZM181 12V13H180ZM208 13L209 15H205L206 17H204L203 16V14H205V13ZM212 12H214L215 14H213ZM218 12V13H217ZM231 12V13H230ZM239 12V13H238ZM15 13H21V15L20 16H16V18H15ZM109 13H111V15L109 14ZM115 13V14H114ZM128 13V14H127ZM133 13H135V19L134 18H132V16H133ZM189 14V15H187V14ZM200 13H203V14H200ZM211 13V14H210ZM232 13L234 14L233 16H231L232 15ZM248 13V14H247ZM7 14V15H6ZM10 14V15H9ZM23 14H25V15H23ZM67 14V15H66ZM78 14V15H77ZM114 14V15H113ZM132 14V15H131ZM138 14V15H137ZM150 14V15H149ZM158 14H160L159 16H158ZM161 14H164V15H162L161 16ZM172 14V15H171ZM193 14V15H192ZM197 14V15H196ZM226 14H227V16H226ZM245 14H246V16H245ZM5 15V16H4ZM44 15V16H43ZM54 15H56V16H54ZM87 15H89V16H87ZM94 15V16H93ZM105 15V16H104ZM119 15V16H118ZM124 15V16H123ZM147 15V16H146ZM174 15V16H173ZM181 15V16H180ZM182 15H183V17H187V18H183L182 17ZM187 15V16H186ZM199 15V16H198ZM202 15V16H201ZM2 16H4V17H2ZM50 16V17H49ZM60 16V17H59ZM81 16H84V18L83 17H81ZM86 16V17H85ZM114 16V17H113ZM121 16V17H120ZM126 16V17H125ZM128 16V17H127ZM133 16V17H134ZM137 16H138V18H137ZM142 18H141V17ZM147 18H146V17ZM165 17L166 16V20L167 21H165L166 22V25L165 24H163L162 22H163V20H160V18L161 17ZM193 16V17H192ZM209 16V17H208ZM103 17V18H102ZM124 17V18H123ZM131 18V20H132V22L130 21V19H128V18ZM154 17L156 18V20H153L154 19ZM169 17H170V19H169ZM182 17V19H180V23H182L179 27H174V21H176L177 19L179 20V18H181ZM199 19H198V18ZM200 17H203V18H200ZM215 18V19H212V18ZM220 17H222V18H220ZM230 17H232V19L230 18ZM247 17V18H246ZM250 17V16H249ZM3 18V19H2ZM40 18V19H39ZM49 18V19H48ZM56 18V19H55ZM119 18V19H118ZM126 18V19H125ZM193 18V19H192ZM206 18V19H205ZM209 18H211L210 20H208ZM230 18V19H229ZM25 19H26V21H25ZM85 21H84V20ZM90 19V20H89ZM110 19H115V24L113 23V21L112 20H110ZM123 19V20H122ZM137 19H140V20H137ZM147 19H148V21H147ZM157 19H159V20H157ZM187 19V20H186ZM229 19V20H228ZM146 22H145V21ZM171 20V21H170ZM182 20H183V22H182ZM184 20H186V21H184ZM191 20V21H190ZM197 20L198 21H200V22H197ZM203 20H207L206 22L205 21H202ZM217 20V21H216ZM233 20V21H232ZM76 21H78V22H76ZM110 21H112V22H110ZM117 21V22H116ZM142 21H144V25H143V22ZM168 21H170V22H168ZM173 21V22H172ZM190 22V24H189V22ZM196 21V22H195ZM212 21V22H211ZM227 21V22H226ZM123 22V23H122ZM131 22V24L132 23H134L133 25H127V24H129ZM151 22V21H150ZM156 22V23H155ZM159 22L161 23V25L159 24ZM172 22V23H171ZM177 22V21H176ZM187 22V23H186ZM193 22V23H192ZM210 22V23H209ZM213 22H215L214 24L216 25V26H213L214 24H213ZM225 22L227 23L226 25H228V27L226 28V26H225ZM232 22H233V27H229L230 25L229 24H232ZM38 23H42L43 25H46V26H50V27H54V28H49L50 30H48L47 28H45V26H44V28L43 27H41V26H38V28L36 27V24H38ZM88 23V24H87ZM112 23H113V25H112ZM146 23V24H145ZM169 23V24H168ZM186 25H185V24ZM208 23V24H207ZM82 26H81V25ZM90 24V25H89ZM99 24V25H98ZM117 24V26H115ZM148 24V25H147ZM156 24V25H155ZM158 24V25H157ZM172 24V25H171ZM203 24V25H202ZM207 24V25H206ZM220 24H222V25H220ZM57 25V26H56ZM60 27H59V26ZM89 25V26H88ZM105 26V27H103V26ZM126 25V26H125ZM135 25V26H136ZM146 25H147V27H146ZM193 25H195V26H193ZM201 25V26H200ZM204 25H206V26H204ZM65 26V27H64ZM79 26V27H78ZM115 26V27H114ZM120 26H118V27H120ZM151 26V25H150ZM191 26V27H190ZM145 27V28H144ZM160 27V28H159ZM197 29H196V28ZM200 27H201V29H200ZM203 27V28H202ZM223 27V28H222ZM57 28V29H56ZM75 28V29H74ZM80 28H81V30H80ZM85 28V29H87V30H83V29ZM88 28H90V29H88ZM109 28V29H108ZM113 30H112V29ZM142 28H144V30L142 29ZM182 28H183V30H182ZM209 28V29H208ZM211 28V29H210ZM221 28V29H220ZM226 29V31H225V29ZM111 29V30H110ZM145 29H147V30H145ZM187 29V30H186ZM196 29V30H195ZM212 29H214V30H212ZM80 31V32H78V31ZM142 30V31H141ZM181 30V31H180ZM195 30V31H194ZM205 30V31H204ZM208 30V31H207ZM212 30V32H209V31H211ZM62 31V32H61ZM69 31V32H68ZM70 31H72V33L70 32ZM84 33H83V32ZM112 31V32H111ZM141 31V32H140ZM179 31V32H178ZM220 31H223V32H220ZM61 32V33H60ZM66 32H68L67 34L68 35H66ZM74 32H75V34H76V32H77V34L79 35H77L76 34V36H74L75 34H74ZM148 32V33H147ZM178 32V33H177ZM198 32V33H197ZM246 32V30L243 32V33H245ZM32 33V34H31ZM65 34L66 36H64L65 38H62V35L63 34ZM144 33V34H143ZM172 33V32H171ZM204 33V34H203ZM206 33L208 34V35H206ZM219 33V34H218ZM220 33H221V35H220ZM12 34V35H11ZM19 36H18V35ZM56 34V35H55ZM74 34V35H73ZM92 34V36L90 37V35ZM107 34V35H106ZM111 34V35H110ZM114 34V35H113ZM131 35V33H126L125 35H127V37H129L130 35ZM181 34V35H180ZM198 34H199V36H198ZM201 34V35H200ZM8 35H10L9 37L11 38H9L8 37ZM44 35V36H43ZM129 35V36H128ZM3 36V37H2ZM12 36V37H11ZM16 38H15V37ZM21 36V37H20ZM25 36V37H24ZM58 36V37H57ZM84 36V37H83ZM142 36V37H141ZM186 33L184 34L183 33V37H181V39L183 38H186ZM195 38H194V37ZM201 36H203L204 37V39H203V37H201ZM208 38H207V37ZM217 36V37H216ZM20 37V38H19ZM43 37V38H42ZM70 37V38H69ZM72 37V38H71ZM77 37V38H76ZM80 37H82V39L80 38ZM144 37V38H143ZM213 37V38H212ZM216 37V38H215ZM4 40H3V39ZM12 38H13V40H12ZM21 39L22 40V42H21V40H19V39ZM57 38H59V40L60 41H58V39ZM76 38V39H75ZM134 38V37H133ZM150 38V39H149ZM210 38H211V40H210ZM18 39V40H17ZM66 39V40H65ZM69 39H71V40H74V41H69ZM78 39V40H77ZM182 39V40H183ZM197 39H200V41H205V42H207L206 43V46H204V47H201L200 45H198V44H200V42L198 43V41H197ZM206 39H208V40H206ZM217 39H219V40H217ZM12 40V41H11ZM15 40H16V42H15ZM49 40V41H48ZM151 40V41H150ZM210 40V41H209ZM10 41V42H9ZM25 41V42H24ZM54 41H55V45H54ZM57 41V42H56ZM63 43H62V42ZM100 41H102V42H100ZM103 41H105V43L103 42ZM209 41V42H208ZM215 41V42H214ZM12 42V43H11ZM14 42H15V44H14ZM58 42H61V43H58ZM76 42V43H75ZM100 42V43H99ZM138 42V41H137ZM151 42V43H150ZM192 42V43H191ZM194 42H197V43H194ZM9 43H11V44H9ZM20 43V44H19ZM65 43H67V44H65ZM79 43H81V44H79ZM87 43V44H86ZM90 43V44H89ZM97 43V44H96ZM183 43V42H182ZM216 43V44H215ZM22 44V45H21ZM53 44V45H52ZM63 44V45H62ZM74 44V45H73ZM79 44V45H78ZM85 44V45H84ZM89 44V45H88ZM190 44H189V50H188V52L190 53ZM194 44H197V45H194ZM211 44V45H210ZM17 45H19V46H17ZM49 45V46H48ZM65 45V46H64ZM67 45V46H66ZM70 45V46H69ZM72 45V46H71ZM78 45V46H77ZM85 47H84V46ZM98 45V46H97ZM104 45V46H103ZM106 45V46H105ZM125 45V46H124ZM212 45H213V47H212ZM6 46V47H5ZM38 47V48H41V50H39L38 48H34V50L32 49L33 47ZM42 46V47H41ZM56 46V47H55ZM59 46V47H58ZM64 48V50H63V48ZM69 46V47H68ZM74 46V47H73ZM82 48H81V47ZM93 46V47H92ZM97 46V47H96ZM100 46V47H99ZM140 46V47H139ZM195 48H193V47ZM208 46H211V47H208ZM52 47H53V49H52ZM70 49H68V48ZM71 47H73V48H71ZM94 48V49H91V48ZM125 47H127V48H125ZM146 47V48H145ZM15 48V49H14ZM16 48H18V49H16ZM43 48H44V50H43ZM48 48H51L53 51V53L51 54L49 51H51V49H48ZM76 50H75V49ZM99 48H100V51H99ZM103 48V49H102ZM141 48V50H139ZM12 49H13V51H12ZM23 49V50H22ZM59 49V50H58ZM61 49V50H60ZM72 49V50H71ZM106 51H105V50ZM143 49V50H142ZM205 49L206 50H208L207 52L205 51ZM217 49V50H216ZM6 50V51H5ZM8 50V51H7ZM9 50H10V52H9ZM55 50H58L59 52H57V53H55ZM75 50V51H74ZM92 50V51H91ZM103 50V51H102ZM132 50H133V52H135V53H133L132 52ZM203 50V51H202ZM25 51V52H24ZM28 51V52H27ZM32 51V52H31ZM34 51V52H33ZM38 51H40V52H38ZM70 51V52H69ZM74 51V52H73ZM76 51L78 52V53H76ZM98 51V52H97ZM108 51H107V54H108ZM125 51H127V52H125ZM130 51H131V53H130ZM177 51H180V53L182 52V49L179 47L178 49H177ZM177 51H175L176 53H175V56H176V54L177 53H179V52H177ZM11 52H12V54H11ZM47 52H48V54H47ZM68 52V53H67ZM72 52H73V54H72ZM187 52V53H188ZM192 52V51H191ZM206 52V53H205ZM26 53V54H25ZM30 53H32V54H30ZM40 53L42 54V55H44L45 57V59H43L42 61H41V59L39 58V56L41 57L42 55H40ZM144 53V54H143ZM179 53V54H180ZM4 54V55H3ZM8 54V55H7ZM19 55V57L17 56V55ZM21 54V55H20ZM25 56H24V55ZM28 54H29V56H28ZM39 54V55H38ZM50 54V55H49ZM57 54V55H56ZM139 54V55H138ZM195 54H199V53H195L194 52V54L193 55H195ZM8 56V57H6V56ZM23 55V56H22ZM61 55V56H60ZM130 55V56H129ZM134 55V56H133ZM136 55V56H135ZM204 55V56H205ZM53 56V57H52ZM99 56V57H98ZM59 57H61V58H59ZM82 57H84V59H83V62H80L79 60H81V58ZM130 57V58H129ZM134 57V58H133ZM13 58V60H11ZM22 58H23V60H22ZM25 58V59H24ZM33 58V59H32ZM56 58H58L59 60H57ZM2 59H4V60H2ZM9 59V60H8ZM17 61H16V60ZM39 59V60H38ZM48 59V60H47ZM70 59V58H69ZM93 59V60H92ZM220 59V58H219ZM2 60V61H1ZM33 60V61H32ZM44 60H46L45 62H44ZM114 60H116L115 58H114ZM120 59H117V61H119ZM220 60H223V58H221ZM3 61H5V62H3ZM9 61V62H8ZM10 61H11V63H10ZM30 62V61H32L31 63H35V62H38V61H41L40 62V64H42V65H44V63H45V67H43V69H42V71H38L37 73H35L34 71L32 72V74L31 73H28V74H26L25 75V79H20L21 77L19 76V78L17 77L18 75V73L16 74V73H13L12 74V70L14 69V67H17V66H22L23 64H25V62ZM54 61V62H53ZM89 61V62H90ZM104 61V60H103ZM116 61V62H117ZM4 64H2V63ZM9 64H11L10 66L8 65V63ZM43 62V63H42ZM50 64H49V63ZM209 62V61H208ZM17 63V64H16ZM22 65H21V64ZM61 63H63V62H61ZM65 63V62H64ZM68 63V62H67ZM2 64V65H1ZM16 64V65H15ZM6 65V67H4ZM8 65V66H7ZM49 65H52V66H49ZM56 65V68L54 67ZM109 65H111V64H109ZM3 66V67H2ZM75 66V65H74ZM86 65H85V63H84V65H83V68L86 70V71H89V70H91V67L90 68H88L87 69V67H85ZM47 67V68H46ZM4 68V69H3ZM12 68V69H11ZM54 68V69H53ZM62 68H63V66H62ZM197 68V67H196ZM49 69H50V71H49ZM55 69H57V70H55ZM101 69V68H100ZM192 69H195V67L194 68H192ZM46 70V71H45ZM51 70H53L54 71V73H53V71H51ZM60 70H61V72H60ZM99 70V69H98ZM58 73H57V72ZM85 71V72H86ZM47 72H49V74L47 73ZM84 72V71H83ZM126 72L127 73H129V72H131V71H127L126 70ZM200 72V71H199ZM21 73V72H20ZM19 73V74H20ZM43 73H45L44 75L41 74ZM54 74V75H51V74ZM30 74L31 75H33V76H30ZM38 74V75H37ZM46 74H48V75H46ZM197 75L198 74V70H194V72H193V70L190 72V75ZM225 74V73H224ZM27 75H28V77H27ZM88 75V76H87ZM86 76H84L83 78H81V79H79V80H88L87 81V84L86 83H84L85 85H84V89L82 88V90L84 91V90H86V86L88 85L89 87H90V89L92 90L91 92H93L92 93V95H94V94H96V96L97 97H100L101 98V92H102V95L104 94V92H105V88H104V86H103V81H101L100 82V80H98V79H95L92 75H91V73H89V74H87ZM120 75V77H122V75H124V74H119ZM127 75V78H129L131 75L130 74H126ZM45 76V77H44ZM129 76V77H128ZM133 76V75H132ZM15 77V78H14ZM49 77V78H48ZM89 77H91V78H89ZM206 77V76H205ZM205 77H200V79L199 78H196V83L194 82V81H192V83L194 82V85H199L201 82L203 83V82H205V80H207V81H209V80H211V78L210 79H208V76L206 77V79H205ZM221 77H224V75H222ZM27 78H29V79H27ZM46 78V79H45ZM51 78V79H52ZM76 78V77H75ZM88 78V79H87ZM93 78V79H92ZM106 78V77H105ZM202 78V79H201ZM9 79V80H8ZM19 79V80H18ZM40 79H42V80H40ZM62 79H64V78H62ZM197 79H199V80H197ZM78 80V81H79ZM109 80V79H108ZM201 80H203V81H201ZM11 81V82H10ZM13 81H15V82H13ZM50 81V80H49ZM96 82V85H95V83L94 82ZM199 83H198V82ZM220 81V82H219ZM10 84H9V83ZM61 82V81H60ZM92 83L91 84V86H90V84L89 83ZM108 82V81H107ZM5 83V84H4ZM12 83V84H11ZM23 83H25V84H23ZM198 83V84H197ZM216 83V84H215ZM215 86H214V84H213V87L211 88V90H212V92H214V90H215V87L217 88V90H215L216 91V94H217V92H218V87H220L222 84H223V82L221 81V79L220 80H215ZM222 83V84H221ZM8 84V85H7ZM138 84V83H137ZM137 84H135V89L137 88L136 86H138V88H137V90H140V89H142V84L141 83H139L138 85ZM177 83H174L173 85L174 86H178V87H180V86H186L188 89L190 88V87H188V85L190 84V83H185V84H180V83H178V85H176ZM210 84H211V82H209V83H205L204 85V89H206L207 87H209L210 86ZM10 85V86H9ZM21 85V86H22ZM202 85V84H201ZM201 85H199V86H201ZM217 85V86H216ZM9 86V87H8ZM95 86V87H94ZM4 87H6V89L4 88ZM83 87V86H82ZM183 87V89L181 90V93L179 92L178 93V97L176 96V98H174L175 99V101H178V100H181V99H184V98H186L185 97V95H186V92H187V90H184L185 88ZM192 87V86H191ZM3 90H2V89ZM18 88H20V87H18ZM97 88V89H96ZM103 88V89H102ZM120 88L122 89V87H118V88H116V89H118V90H120ZM128 91V94L129 93H131V91H133V90H135V89H130L129 87H127L126 88ZM5 90V91H4ZM4 91V92H3ZM95 91V92H94ZM104 91V92H103ZM120 91H123V89L122 90H120ZM80 94V96L82 95V93L83 92H79ZM99 93V96L97 95ZM125 93H126V91H125ZM252 93V92H251ZM2 94H0V95H2ZM184 94V95H183ZM12 95V94H11ZM11 95H10V97H11ZM87 95H89V94H87ZM181 95V96H180ZM95 96V95H94ZM196 96H197V94H196ZM196 96H194V97H192V98H190V101L191 102H193L192 100L194 99V105H196V104H198V103H200L201 101V98L199 97H196ZM9 97V98H10ZM70 97H72V96H70ZM155 98H157L158 97V102H164V101H161L162 99L159 97V96H154ZM17 98H21L20 97V95L19 96H17V97H15L14 99H17ZM88 98H89V96H88ZM88 98H86L85 99V101H82V103H83V105H87V108L88 107H91L90 105L91 104H89L88 103V101H89V99ZM181 98V99H180ZM13 99V100H14ZM177 99V100H176ZM2 99H0V101H1ZM88 100V101H87ZM108 100H109V98H108ZM3 101H5L4 99H3ZM101 101V100H100ZM190 101H189V103L187 104V106H188V108H187V106H185L186 108H183L182 106H180V108L182 109V111L183 112H187L188 110H190L189 109V107H190V105H191V103H190ZM26 102H30V100H27ZM85 102V103H84ZM104 102V101H103ZM157 102V103H158ZM180 102L181 101H179V104H180ZM183 102H185V101H183ZM183 102H181V104L183 103ZM157 103H156V105H157ZM35 104H37V103H28L26 106H24L23 108H26V107H32L33 106V108H32V110H35V112L34 111H31V113L30 114H32V115H27L24 119L22 118L21 119V117L18 119V124L19 125H21L20 127L18 126V127H16V125H18L17 123H16V121H10L9 123L8 122H6L5 124L6 125H9V126H11V129L12 128H15V130L16 131H14V132H16V135H18V136H21L22 137V141H24L25 143H39V141H41L40 143H42L43 141V143H42V146L43 147H49L51 144V146H53V147H51V148H54V146L55 147H57L56 145L57 144H60L61 146H58V147H63V146H67V144L68 143H71L70 142V140H69V138L68 137H70V135L67 137V140H66V136H60V135H62L61 133H60V131H57L53 126H51V127H49L50 126V124H48V122H46V120H45V122H40V121H38V120H35L33 117H40V115H38V106H34ZM169 104H171V102L169 103ZM175 105L177 104L178 105V102H175L174 103ZM151 106V105H150ZM36 107V108H35ZM85 108V107H84ZM87 108H85V110H87ZM141 109H143V110H141ZM186 109V110H185ZM24 110V109H23ZM41 110V109H40ZM137 110H138V112H137ZM135 112H130L131 114H139V112L141 113V114H139V115H142L144 112V116H149V117H151L152 115H150L149 113H147V107H145V105H143L141 108H140V111H139V109H137ZM185 110V111H184ZM2 111V110H1ZM85 112V111H84ZM37 113V114H36ZM86 113V112H85ZM2 114V113H1ZM0 114V115H1ZM37 116H36V115ZM120 114H122V115H120V116H124V113H120ZM35 115V116H34ZM261 115H262V113H261ZM2 116V115H1ZM29 117V118H28ZM257 117H260V115H258ZM18 118V117H17ZM28 119V120H27ZM258 119H260V118H258ZM22 120V121H21ZM27 121V122H26ZM34 121V122H33ZM36 121H38V122H36ZM24 122V123H23ZM37 124H36V123ZM40 122V123H39ZM34 123H35V125H34ZM137 123H138V125H137V128L140 126V124H141V126H142V121H140V123H139V120L137 121ZM14 124V125H13ZM43 124H45V125H43ZM27 125V126H26ZM31 125H32V127H31ZM23 126H25V127H23ZM80 126V125H79ZM44 127V128H43ZM49 127V128H48ZM4 128H6V127H4ZM32 128V129H31ZM47 128V129H46ZM114 128V127H113ZM112 128V129H113ZM143 128V127H142ZM19 129V130H18ZM30 129V130H29ZM39 129H43L42 131L41 130H39ZM45 129V130H44ZM53 131H52V130ZM139 129V128H138ZM14 130V129H13ZM50 130V131H49ZM141 130V129H140ZM146 130V131H145ZM144 130V132H147L148 130L147 129H145ZM28 131H29V133L30 134H28ZM36 131V132H35ZM52 131V132H51ZM57 131V132H56ZM18 132H19V134H18ZM26 132V133H25ZM45 133V132H47V133H49V132H51V133H49V134H47V133H45V135H43L42 133ZM55 132V133H54ZM33 133V135H31ZM38 133H39V136H38ZM2 134L3 133H0V144H1V142L2 143H8V142H11V140L10 139H12V135H8V134H6V133H4V134H6V136H4V134H3V136H2ZM21 134V135H20ZM41 134V135H40ZM72 134H74V131L72 132ZM152 135H150L149 137H150V139H151V141H150V146H153V148H160L161 147V144H159V141H156V135H154L155 133H151ZM26 135V136H25ZM31 135V136H30ZM59 135V136H58ZM155 137H154V136ZM43 136H45L44 138H43ZM158 136V135H157ZM259 136H260V143L258 144V146L257 147H250V146H248L249 144H244L243 145V147H238V153H236V148H235V145L233 144V142H231L230 141V143H229V141H227L226 139H224L223 138V136H222V138L221 139H219V138H217L220 142H221V144L224 142V140H226L222 145H221V147H223L222 149H221V147L219 148V146H218V149L216 148L214 151L215 152H217V153H215V152H212V150L213 149H210V151H211V153H214V154H218L217 156H219V157H216L215 158V163H214V165H216L217 163L218 164H220V166H219V170H222V172H226L227 173V170H228V167H233L232 169H230L229 170V179H228V181H230L231 180V178L232 177H237V178H235L236 180H237V182H230L229 183V186L230 187H234V190H235V194L233 195V198L235 199V205H236V207L234 206V208L236 209L235 211H236V215H237V217H240L241 219L240 220H236V222L238 223V225H240V230H242V232H244V234L241 232L240 233V230H233L229 225H224V224H221V226H219V228L221 229V230H219V231H217L216 233H214V235H213V233L211 234L209 231L210 230H207V228L206 227H213V226H215L216 224H215V219L214 218H211V217H209V215H207L208 216V218L209 219H206L205 221H203V222H201V220H199L198 221V223H199V225H202L203 226V229H202V226H200V228L204 231V232H206V233H204V234H201L200 232L198 233H196L195 235H194V239H196L197 238V240H194L193 239V242H194V247H195V249H196V251L198 252V250L199 251H201L200 253L198 252V254H197V252H195L194 253V255L195 256H198V257H195V259L191 262V264L193 263V264H201V260H202V264H213L212 262H214L215 264L217 263V264H224V262H225V264H227L228 263V261H230V263L231 264H234L233 262H238V263H240V264H259V263H262V264H264V237H263V235H264V215H263V212H264V209H263V205H264V186H259L258 185V183H256V181H255V179L253 178V176L251 177V175L250 174H252L251 173V171H249L248 170V168L246 167V165L247 166H250V165H253L254 167H256L257 168V172L258 171H261V172H259V175H260V173H261V177L264 179V133H262L261 132V130H259ZM1 137H4V138H1ZM10 137V138H9ZM32 137V138H31ZM35 137H36V140H35ZM51 139H50V138ZM71 137H73L72 135H71ZM8 138V139H7ZM26 138V139H25ZM39 138V139H38ZM41 138V139H40ZM43 138V139H42ZM59 138V139H58ZM62 138V139H61ZM159 138V137H158ZM157 138V139H158ZM60 140V141H58V140ZM154 139V142L152 141ZM26 140V141H25ZM29 140L31 141V142H29ZM51 142H50V141ZM54 140V141H53ZM55 140H57L58 142H55ZM4 141H6V142H4ZM34 141V142H33ZM47 141H48V143H47ZM62 142V143H61ZM68 142V143H67ZM153 142V143H152ZM161 142V141H160ZM54 143V144H53ZM56 143V144H55ZM45 144V145H44ZM48 144V145H47ZM116 144V143H115ZM149 144H147V145H149ZM157 146H156V145ZM116 145H118V146H121V142L119 143H117ZM18 146H20V147H18L17 149L15 148V151H17V152H19L18 154H16L15 153V151H12V150H9V149H5V151L4 152H6L5 154V156H2V157H0V161H2V163L0 162V170H1V174H2V172H3V175H0V181L3 179V180H5L4 182H9V180H11V179H15L14 181L16 182V183H20V184H22V182L24 181V179H26L27 178V180H26V184H29L30 182H32V180H35L36 179V177L38 176L36 173H38V171L40 170V167L42 166L43 167V171H45L43 174H44V176H41V175H39L37 178H39L38 179V181H36V184H38L39 183V181L41 182V184L39 183L38 185H42V183H45V179H49L50 177H51V179L53 178V179H56L57 177H60L62 174H60L61 173V171H60V173H59V171H57L56 170V167H54V166H56L57 164H54V165H52V164H46V162H44V161H42V160H38L37 162L35 161L34 163H35V166L30 170V175L27 177L26 176V174L27 173H24V172H16L17 174H14V177H11L12 175H13V171L11 172V173H9V174H7L8 173V171H9V169H10V167L11 166H18V164H20L23 160H27V159H29L32 155H33V152L32 151H30L29 149H28V147L27 146H24V145H18ZM68 146H69V144H68ZM155 146V147H154ZM22 147H23V149H22ZM49 147V148H50ZM122 147H125V146H122ZM232 147H233V149H232ZM246 147V148H245ZM251 149H250V148ZM21 148V149H20ZM235 148V149H234ZM248 148V149H247ZM261 148V149H260ZM61 149V148H60ZM126 149H128V147H126ZM221 149V150H220ZM130 149H128V151H129ZM132 151L134 150L135 151V149H131ZM143 151H145V149L143 148L142 149ZM222 150H224V151H222ZM254 150V151H253ZM261 150V151H260ZM28 151H30V152H28ZM102 151H104V149H102ZM101 151V152H102ZM132 151L131 152H129V153H132ZM226 151V152H225ZM139 152H141V150H139V151H136V153H139ZM223 152V153H222ZM227 152H229V153H227ZM234 152V153H233ZM245 152V153H244ZM260 152V153H259ZM32 155H31V154ZM232 153H233V155H232ZM220 154V155H219ZM100 155V154H99ZM223 155H225V156H223ZM244 155H245V157H244ZM251 155H252V157H251ZM255 155V156H254ZM12 158H10V157ZM96 156H98V154L96 153ZM222 156H223V158L224 157H227L226 159H229L230 160V163L228 164V165H230V166H227L226 167V169L225 170H223L221 167H222V164H224V161H223V158H222ZM236 156V157H235ZM239 156V157H238ZM6 157V158H5ZM14 157V158H13ZM19 157V158H18ZM33 157H35V156H33ZM87 156L86 155H83V157H80L81 158V160L82 161H86V158ZM255 157V158H254ZM5 158V159H4ZM8 158V159H7ZM26 158V159H25ZM235 158H238L237 160L235 159ZM247 158V159H246ZM249 158V159H248ZM253 158V159H252ZM258 158V159H257ZM225 159V158H224ZM232 159H233V164H231V162H232ZM260 159V160H259ZM263 159V160H262ZM8 160V161H7ZM19 160V161H18ZM172 160V161H171ZM188 160V158L185 160V161H187ZM6 161V162H5ZM13 161V162H12ZM78 161H80V160H78ZM78 161H74L73 162V164L71 165L72 167H76L77 166V168L79 167V165L80 164H83L82 163V161L81 162H79L78 163ZM95 161V162H94ZM164 161H166V164L168 165H165V163L163 162V167L166 169V171H165V173H166V176H167V174H168V171H169V173H173V170H172V172H170L171 171V169L173 168H176L174 165V163H176L175 162V160L174 159H170V158H168L167 157V160H164ZM169 161H171V162H169ZM218 161V162H217ZM248 161H249V163H248ZM91 162H93V163H95V164H97V162H96V160L94 159H91ZM174 162V163H173ZM217 162V163H216ZM5 163V164H4ZM8 163V164H7ZM172 163V164H171ZM245 163V164H244ZM7 164V165H6ZM170 164V165H169ZM237 165V166H235V165ZM26 165V164H25ZM32 165V163H28L27 165H26V168H25V172L27 171H29V168H30V166ZM34 165V164H33ZM73 165H75V166H73ZM235 167H234V166ZM259 167H258V166ZM29 168H28V167ZM46 166V167H45ZM126 166V165H125ZM142 166H144V167H142ZM142 166H138L137 168H135L136 170L135 171H138L137 172V176H138V178L140 177V181H139V187H141V186H143V185H145L147 182H149L150 180L149 179H151L152 180V176H150V174H152V173H154V168H155V166H150V165H142ZM166 166V167H165ZM171 166V167H170ZM174 166V167H173ZM224 166V165H223ZM239 166H242L241 167V169H243V170H241V169H239ZM147 167V168H146ZM151 167V168H150ZM262 167V168H261ZM45 168H46V170H45ZM48 168V169H47ZM54 168V169H53ZM58 168H60V167H58ZM71 168V167H70ZM4 169V170H3ZM142 169H144L143 171H142ZM153 169V170H152ZM170 169V170H169ZM236 169V170H235ZM3 170V171H2ZM33 170V171H32ZM233 170H234V172H233ZM240 170V171H239ZM55 171V172H54ZM81 171V170H80ZM146 173H145V172ZM150 171V172H149ZM231 171V172H230ZM236 171V172H235ZM246 171V172H245ZM52 172V173H51ZM88 171H86V170H84V171H82V173H84V174H86ZM144 173V175L142 174V173ZM149 172V173H148ZM239 172V173H238ZM243 172H245V173H243ZM56 173V174H55ZM65 173H67V171L65 170ZM65 173H63V177H60V178H57V179H59V180H61V178L62 179H64L66 176V174ZM110 172H108V175L107 174H105V175H103L102 174V179H111V180H116V179H113V176H110V175H112V174H109ZM250 175H248V174ZM33 174V175H32ZM47 176H46V175ZM52 174V176H50V175ZM55 174V175H54ZM57 174H58V176H57ZM65 174V175H64ZM88 174V173H87ZM146 174V175H145ZM158 174V173H157ZM235 174V175H234ZM241 176H240V175ZM53 175H54V177H53ZM60 175V176H59ZM89 175L90 176H92L93 175V173H89ZM98 175V174H97ZM238 175V176H237ZM243 175V176H242ZM1 176H2V178H1ZM94 176V175H93ZM108 176V177H107ZM115 176V175H114ZM136 175H135V177L133 178V176H131V177H127L126 179L124 178H122V179H120V180H122V181H120V180H116L118 183L117 184H119V185H122L123 184V186H129V185H131V183L133 184V182L135 183V181L138 179H136V177H137ZM179 176V175H178ZM219 176H221V174L219 175ZM17 177V178H16ZM41 177V178H40ZM143 177V178H142ZM149 177V178H148ZM151 177V178H150ZM240 177H241V179H240ZM243 177V178H242ZM5 178H8V179H5ZM20 180H19V179ZM22 178V179H21ZM29 178H31V179H29ZM120 178V177H119ZM131 178V179H130ZM133 178V179H132ZM167 178H169V177H167ZM43 179V180H42ZM102 179H100L99 181H101ZM136 179V180H135ZM147 179V180H146ZM248 179V180H247ZM253 179H254V181H253ZM2 180V181H3ZM7 180V181H6ZM125 180V181H124ZM157 180V181H156ZM13 181V180H12ZM14 181H13V183H14ZM17 181H19V182H17ZM29 181V182H28ZM145 181V182H144ZM4 182H2V183H4ZM123 182V183H122ZM158 182V183H157ZM161 182V183H160ZM122 183V184H121ZM172 183H173V179L170 181V180H168L167 182H162V181H160L159 179H158V175L156 176V178H154V180H152V191H147L148 193L145 195V194H143V195H141L140 197H139V199L137 200H134L132 203H130V205H129V207L132 209V207H134V209L135 210H133V219H132V222L134 223V222H136V223H138V220L139 221H142V226L144 225V224H146V222L148 221V220H142L143 219V216H144V212L145 213H148V212H151V210H152V206L155 204V199H156V197L159 195V194H161L162 192H161V190L162 191H165V189L166 190H171V188H172ZM232 183H234V184H232ZM242 183V184H241ZM155 184V185H154ZM156 184H157V188H156ZM163 184V185H162ZM236 184V185H235ZM252 184V185H251ZM250 185V186H249ZM170 186V187H169ZM249 186V187H248ZM47 187V186H46ZM138 187V188H139ZM166 187V188H165ZM261 187H262V189H261ZM53 188H54V190H53ZM50 187V186H48L46 189H45V195H48L49 197H52V198H54V199H56V200H59L60 199V197H59V195L58 194H60L58 191H59V189H58V187L57 188H55V187ZM215 188V187H214ZM244 188V189H243ZM49 189H51V190H49ZM58 189V190H57ZM200 189H201V187H200ZM241 189V190H240ZM56 190H57V193H56ZM137 189H134V188H132V189H130V192H129V190H128V192L127 191H125V194H123V196L124 195H126L127 194V196H129L130 194H132V193H134L135 191H136ZM160 190V191H159ZM197 190H199V188L197 189ZM249 190V191H248ZM261 190V191H260ZM263 190V191H262ZM49 191H51V193L49 192ZM132 191H134V192H132ZM243 191V192H242ZM258 191V192H257ZM160 192V193H159ZM244 192H245V194H244ZM261 192V193H260ZM52 193H54L53 195H52ZM156 193H157V195H156ZM239 193V194H238ZM255 193H256V195H255ZM247 194V195H246ZM254 194V195H253ZM258 194V195H257ZM262 194V195H261ZM156 195V196H155ZM55 196H57V198L55 197ZM97 196V195H96ZM122 196V197H123ZM99 197V196H98ZM143 197V198H142ZM240 197V198H239ZM91 198V196H89V198H87V199H90ZM121 198V197H120ZM120 198H119V201L118 202H121V200H120ZM136 198V197H135ZM148 198V200H146ZM153 198V199H152ZM150 199H152V200H150ZM249 199V200H248ZM259 199V200H258ZM240 202H239V201ZM256 200V201H255ZM258 200V201H257ZM260 200H261V202L262 203H260L259 204V202H260ZM135 202V203H134ZM151 204H150V203ZM240 203V205H239V203ZM242 202V203H241ZM255 202H257V204H259V205H257ZM153 203V204H152ZM251 203V204H250ZM134 204V205H133ZM242 204V205H241ZM238 205H239V207H238ZM244 205H246V206H244ZM250 205H252L251 206V208H250ZM254 205V206H253ZM114 206V205H113ZM242 206V207H241ZM143 207V208H142ZM238 207V208H237ZM241 207V208H240ZM249 207V208H248ZM145 208V209H144ZM151 208V209H150ZM139 209V210H138ZM156 209H158V208H156ZM260 209V210H259ZM148 210V211H147ZM159 210V209H158ZM242 210V211H241ZM157 211V210H156ZM238 211V212H237ZM242 213H240V212ZM244 211V212H243ZM250 213H249V212ZM262 211V213H260ZM238 213V214H237ZM244 213V214H243ZM248 213L250 214V215H248ZM244 215H245V217H244ZM261 215H262V217H261ZM249 216V217H248ZM252 216V217H251ZM251 219L250 221H249V219ZM247 218V219H246ZM260 218V219H259ZM263 218V219H262ZM20 218H18V220H16V218H8V219H4V220H2L1 222H0V228H4V227H7V226H9V224H12V223H17L18 225H20L22 222V220H19ZM212 219V220H211ZM64 220L65 219H63V222H64ZM19 221V222H18ZM36 221H37V219H36ZM213 221V222H212ZM245 221H247L246 223H245ZM257 221V222H256ZM260 221V222H259ZM21 222V223H20ZM37 222H39V220L37 221ZM242 222H244V224L242 223ZM253 222V223H252ZM258 222H259V224H258ZM201 223V224H200ZM208 223V225L206 226V224ZM219 223V222H218ZM257 223V224H256ZM261 223H262V226L260 227V225H261ZM78 224H81V223H78ZM78 224H76V225H78ZM214 224V225H213ZM245 224H247V226L245 225ZM255 224V225H254ZM74 225V224H73ZM212 225V226H211ZM224 225V226H223ZM259 225V226H258ZM241 226H243V227H241ZM257 226L258 227V229H257V227L255 228V227ZM228 227V228H227ZM249 227V228H248ZM177 228L178 227H176L175 228V231H177ZM247 228H248V230H247ZM259 228H261V229H259ZM18 230H15V232H24L23 230V228H17ZM20 229H21V231H20ZM227 229V230H226ZM248 231H246V230ZM253 229H254V231H253ZM222 230H223V232H222ZM262 230V231H261ZM221 231V232H220ZM226 231H227V233H226ZM246 231V232H245ZM230 232V233H229ZM237 232H238V234H237ZM245 233H246V235H245ZM258 233V234H257ZM259 233H261V235H262V238L261 237H259ZM201 234V235H200ZM208 235V238L206 237L207 235ZM210 234V235H209ZM219 234V235H218ZM252 234V235H251ZM9 235H12V233H9V234H4V236H3V238H8L9 237ZM225 235L226 236H228L229 237V239H228V237H225ZM236 235V236H235ZM238 235H240L239 237H237ZM128 236H130V235H128ZM210 236H212L211 238H209ZM218 236V237H217ZM224 236V237H223ZM232 236V237H231ZM248 236V237H247ZM118 237V236H117ZM117 237H115V239H114V241L112 242V245L116 242V241H118L120 238H122V237H119L118 239H116ZM200 237L202 238V239H200ZM214 237H215V239H214ZM217 237V238H216ZM237 237V238H236ZM245 237V238H244ZM247 237V238H246ZM256 237V238H255ZM258 237V238H257ZM206 238V239H205ZM221 238H223V239H221ZM255 238V239H254ZM218 239V240H217ZM231 239V240H230ZM260 239V240H259ZM156 240V239H155ZM212 240V241H211ZM213 240H214V242L217 244H214V242H213ZM229 240V241H228ZM236 240V241H235ZM257 240H258V242H257ZM263 240V241H262ZM33 242L35 241V240H32ZM31 241V243L28 241V242H25V243H19L18 244V246H16V249L14 248V249H12V250H17V248H18V250L19 249H23V248H26V247H28V246H30V247H33L34 245H32V242ZM158 241V243L161 241V243H160V248H163V250H165L166 248L167 249H169V250H171V247L169 246V247H167V245H164V243L165 242H163V240H157ZM156 241V242H157ZM198 241V242H197ZM211 241V242H210ZM222 241H226L228 244H227V246L225 247V246H222L221 244H220V242H222ZM233 241H234V243H233ZM256 241V242H255ZM259 241H260V243L262 242V244H263V246L259 243ZM163 242V243H162ZM197 244H196V243ZM248 245H246V244ZM257 243H258V245H257ZM27 244V245H26ZM29 244V245H28ZM31 244V245H30ZM111 244V243H110ZM110 244L108 245V246H110ZM257 245V247H256V249L254 248L255 247V245ZM210 245H211V247H210ZM234 245V246H233ZM237 245L239 246V247H237ZM261 245V246H260ZM22 246H23V248H22ZM49 246H50V248L52 249L53 247H52V244L50 243L49 244ZM49 246H48V244L46 245V244H44L43 245V247H36L34 250V252H33V254L31 255V256H33V257H38V258H40V256H44V255H46V253L45 252H42V251H44L45 250V248L47 247V248H49ZM198 248H197V247ZM259 246V247H258ZM21 247V248H20ZM35 247V246H34ZM236 249H235V248ZM240 247H241V249H240ZM243 247V248H242ZM248 247V248H247ZM260 247H261V250L259 251V249H260ZM6 248V247H5ZM4 248V249H5ZM37 248H39V250L37 249ZM41 248V249H40ZM102 248V249H101ZM100 248V252H102L104 249H106V247H101ZM247 248V249H246ZM203 251H202V250ZM162 250V251H163ZM236 250V251H235ZM251 250V251H250ZM263 250V251H262ZM109 250H107V252L105 251L104 253L107 255V257L109 258V255H110V257H112V255L110 254V252L112 253V251H113V248H111V250L108 252ZM232 251V252H231ZM247 251H249V252H247ZM254 252V254H253V252ZM257 251V252H256ZM114 252V251H113ZM179 252V251H178ZM235 252H236V254H235ZM262 253L261 255H260V253ZM104 253L100 256V258H102V259H104V257L106 256V255H104ZM202 253V255H200ZM252 253V255H250ZM109 254V255H108ZM204 254V255H203ZM233 254V255H232ZM244 254V255H243ZM48 255H49V253H48ZM156 255H158L159 256V253H157ZM213 255H215L216 257H213ZM222 255H224V256H226V258H229V259H227V261H225V257L223 258L224 259V262L222 261L223 259L221 258L222 257ZM255 255V256H254ZM256 255H260L259 257L258 256H256ZM61 256V255H60ZM59 256V257H60ZM201 256H205V257H201ZM232 256V257H231ZM235 256V257H234ZM247 256V257H246ZM70 256L68 255V257L66 256L65 258H69ZM157 257V256H156ZM201 257V258H200ZM252 257V258H251ZM254 257V258H253ZM63 257H60V258H57L55 261H58L59 262V264L61 263V261L63 260L62 259ZM64 258V261L66 260ZM171 258V257H170ZM257 258H258V260H257ZM262 258V259H261ZM9 259V258H7L6 256H3L2 258H1V261H0V264H6V263H8L9 261H7V260ZM158 259H160V257H158V258H156V260L157 261H161V260H158ZM237 259V260H236ZM253 259L256 261V263H255V261H253ZM46 259H43L42 260V263L45 261ZM99 260H101V259H99ZM198 260V261H197ZM212 260V261H211ZM236 260V261H235ZM247 260V261H246ZM54 260H53V262L51 263V264H53V263H56ZM73 261V260H72ZM71 261V263L69 262L68 264H75L76 262H72ZM196 261V262H195ZM200 261V262H199ZM222 261V262H221ZM251 262V263H247V262ZM258 261V262H257ZM261 261V262H260ZM3 262V263H2ZM97 263L96 264H101V263H99L100 261H96ZM207 262H209V263H207ZM227 262V263H226ZM10 263V262H9ZM8 263V264H9ZM65 263V262H64ZM64 263H61V264H64ZM238 263H236V264H238ZM77 264H79V263H77ZM83 264V263H82ZM127 264V263H126Z\"/></svg>", "mask_w": 264, "mask_h": 264}]
</instances>
